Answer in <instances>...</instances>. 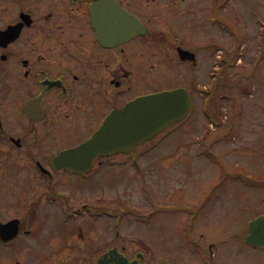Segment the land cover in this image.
<instances>
[{
  "label": "flooded vegetation",
  "instance_id": "af4514ba",
  "mask_svg": "<svg viewBox=\"0 0 264 264\" xmlns=\"http://www.w3.org/2000/svg\"><path fill=\"white\" fill-rule=\"evenodd\" d=\"M174 1L169 7V0H0V264H168L166 257L154 260L137 239L151 234L149 215L154 209L146 214L131 210L129 215L116 211L112 225L106 226L105 210L99 208L104 169L130 165L136 172L147 171L146 151L141 156L134 155L136 149L97 156L82 172L57 167L54 160L87 140L110 111L137 97L180 87L196 93L192 69L190 90L182 84L183 75L175 86L148 88L154 43L165 46L178 64L195 67L198 61L197 53L184 46L187 40L178 30L180 0ZM116 3L136 23L107 21L115 10L110 7L106 13L104 7ZM169 14L178 21L176 27ZM180 47L194 53L195 60H179ZM167 62L160 76L166 75ZM217 74L214 70L210 75ZM234 122L230 119L229 126ZM117 156L130 157L132 163L105 164ZM259 170L262 173L244 174L223 168L218 181L202 194L199 209L209 212L227 203L223 197L235 191L243 206L257 205L256 217L264 215V168ZM93 194L96 201L90 199ZM48 209L56 211L63 230L47 232L52 230L40 212ZM190 211L186 215L195 213ZM196 217L190 216L182 229L193 254L181 264H264V246L246 243L248 222L240 236L231 237L225 228L224 239L207 242L199 238L216 223L210 213ZM227 242L241 247L230 249Z\"/></svg>",
  "mask_w": 264,
  "mask_h": 264
},
{
  "label": "rangeland",
  "instance_id": "374dc122",
  "mask_svg": "<svg viewBox=\"0 0 264 264\" xmlns=\"http://www.w3.org/2000/svg\"><path fill=\"white\" fill-rule=\"evenodd\" d=\"M169 1V7H173L175 1ZM178 7L182 11L178 30H183L187 40L184 46L197 53V64L195 67L178 64L174 56L165 53V46L154 43L153 78L148 88L159 91L175 86L183 75L182 84L190 90V70H195V82L199 86L206 85L204 88L209 90L217 81L209 97V110L212 118L222 125L220 128L209 125L203 112L204 95L191 91L195 106L189 117L167 136L156 140L152 148L146 144L136 149L135 156L147 152L143 161L148 168L142 164L147 171L136 172L130 165L104 169L103 203L99 207L129 215L130 209L135 214H146L150 207L154 209L157 205L158 210L151 219V234L140 238L145 240L141 245L153 253L154 260L161 262L166 257L168 264H181L189 252L193 254L189 239L182 233L190 216L197 215L198 219L210 213L216 223L206 233L208 237L205 234L199 241L219 242L226 237L225 228L231 231V237L240 236L245 224L256 217L257 205L243 206L244 202L238 200L240 192L234 191L223 197L229 200L227 203L215 205L207 212L199 209L200 199L218 181L223 168L244 174L262 173L259 168H264V125H258L259 120H264V0H180ZM174 18L169 14V21L176 27L178 21ZM168 47L174 52L173 43ZM217 60L222 63L217 67L220 70L209 77ZM165 61L169 64L168 70L165 76H160ZM230 119L235 121L231 129ZM140 159L138 156L137 160ZM110 161L132 163L130 157L124 156L106 160L105 164ZM233 180L240 183L237 176ZM90 199L96 201L98 197L93 194ZM188 210L195 213L186 215ZM40 214L46 218L45 226L52 230L48 233L64 229L56 211L48 209ZM105 221L106 226L112 225V219L105 218ZM107 240L111 242V238ZM225 246L241 247L234 242H227Z\"/></svg>",
  "mask_w": 264,
  "mask_h": 264
},
{
  "label": "water",
  "instance_id": "95a60500",
  "mask_svg": "<svg viewBox=\"0 0 264 264\" xmlns=\"http://www.w3.org/2000/svg\"><path fill=\"white\" fill-rule=\"evenodd\" d=\"M117 10L120 15L114 16L115 22L118 17L121 23L130 20L133 22L122 9ZM179 54L182 60L193 56L182 50H179ZM191 105V99L183 89L137 98L122 110L111 112L88 140L63 152L61 160L64 159L66 165L73 169H86L97 155L129 151L134 146L152 139L172 124L182 121L188 115ZM248 228L250 234L246 242L264 245V216L251 221Z\"/></svg>",
  "mask_w": 264,
  "mask_h": 264
}]
</instances>
